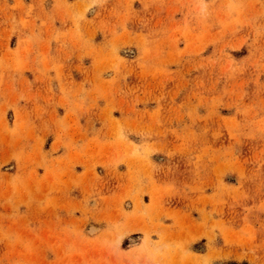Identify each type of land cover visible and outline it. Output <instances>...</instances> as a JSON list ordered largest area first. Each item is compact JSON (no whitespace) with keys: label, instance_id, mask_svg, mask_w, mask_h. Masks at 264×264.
I'll return each mask as SVG.
<instances>
[{"label":"rangeland","instance_id":"obj_1","mask_svg":"<svg viewBox=\"0 0 264 264\" xmlns=\"http://www.w3.org/2000/svg\"><path fill=\"white\" fill-rule=\"evenodd\" d=\"M142 259L264 264V0H0V264Z\"/></svg>","mask_w":264,"mask_h":264},{"label":"bare ground","instance_id":"obj_2","mask_svg":"<svg viewBox=\"0 0 264 264\" xmlns=\"http://www.w3.org/2000/svg\"><path fill=\"white\" fill-rule=\"evenodd\" d=\"M143 259H144V258H143ZM143 259H142V261H141V262H143ZM144 261H146V262H147V260H146V259H144ZM141 262H140V263H141ZM148 262H149V263H147V264H151V262H152V261H151V262H150V261H148ZM140 263H139V264H140ZM143 263H144V262H143ZM143 263H141V264H143ZM144 264H146V263H144ZM152 264H154V263L152 262Z\"/></svg>","mask_w":264,"mask_h":264}]
</instances>
